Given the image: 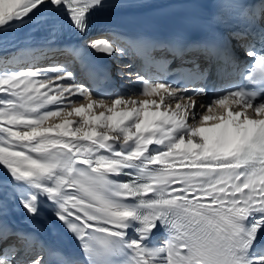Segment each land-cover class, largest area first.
Wrapping results in <instances>:
<instances>
[{"label":"snow or ice","instance_id":"obj_1","mask_svg":"<svg viewBox=\"0 0 264 264\" xmlns=\"http://www.w3.org/2000/svg\"><path fill=\"white\" fill-rule=\"evenodd\" d=\"M215 2L217 24L234 13L245 25L236 38L256 29L262 46H244L252 62L241 77L258 89L233 85L199 101L205 87L189 93L137 75L132 96L106 103L66 65L11 70L0 60V167L29 214H40L42 196L52 202L80 249L67 254L41 243L36 251L37 243L22 237L31 255L20 259L15 245L0 248V264H264V0ZM104 5L0 0V35L36 23L49 25L55 38L63 17L84 36ZM87 47L123 53L106 38ZM189 50L177 47L181 56ZM217 51L203 47L209 60ZM224 59L235 69L234 57ZM209 77L198 64L185 74L189 83ZM53 118L61 122L45 126ZM158 231L163 242L153 240ZM8 236L0 220V241Z\"/></svg>","mask_w":264,"mask_h":264},{"label":"bare ground","instance_id":"obj_2","mask_svg":"<svg viewBox=\"0 0 264 264\" xmlns=\"http://www.w3.org/2000/svg\"><path fill=\"white\" fill-rule=\"evenodd\" d=\"M193 1L194 0H110L109 2H105V5L102 9H99L92 14L88 33L84 36L75 31L63 17L59 18L63 20V28L60 32H58L55 38H52L49 35V25L26 23V25L20 28L18 31L0 35V56L11 57V55L13 56L14 53H10V51L18 48L20 49V51L16 53V55L18 53L20 54L19 58H17L18 61L22 59L29 60L31 59V56L37 48L39 50H42L49 47L63 48V46L65 47L71 45L83 46L88 51L95 53L97 51L87 47V44L85 42V38L95 32L103 35L102 38L108 39L109 41L113 42L114 46L117 47L116 42L119 39V34L117 31L119 29H130L134 27L138 28L142 25L155 27L159 25V23H161V18L163 17L161 16V18H158L157 16L153 15H157L159 12L173 7L175 4L190 3ZM178 10L174 13H169L165 18L171 22H177L176 20L178 16ZM50 23L51 21L49 22V24ZM49 37L51 39H49ZM18 41L23 42L20 45L13 46ZM85 54H88V52H86ZM100 54L102 55V58L110 56L106 53ZM116 57H119L118 61L114 62L120 65V68L122 66L125 69L128 65L131 64V62L129 61H126V63H122L125 58L121 56L116 55ZM66 60L67 59L65 58L59 59L58 61H55L50 65H40V68L47 69L48 67L50 68L54 65H65ZM18 61L17 63L7 65V67L11 70H27L29 66L18 64ZM236 61L237 63H240L239 59H237ZM66 66H70L74 69L73 72L75 73L76 77V64H74L73 62H68ZM83 79L84 78L82 77V80ZM152 79L160 82L158 78ZM75 80L76 83L79 84V81L81 79L78 78ZM125 82L126 81H122V85L117 86L110 94L98 98H103L105 99L106 103H110L111 99L116 98L117 95L124 96L125 98L132 96V93L138 90V83L128 85ZM80 83L84 86L85 89L88 90L87 85L83 81H80ZM3 95L5 94L0 93V96ZM132 98L143 99L144 97L139 96ZM80 102L87 103V101H78L76 106H79ZM101 110L102 109L96 108L94 109V112L98 113ZM71 119L79 120L80 118L73 116L71 117ZM60 122V119L53 118L47 121L45 126H50ZM19 200L20 198L18 193L14 191L12 178L3 169V167H0V220L7 224L9 230L14 228V226L19 227V229L26 227V229H24L26 232V236H22L23 238H30L34 240L37 245L42 243L46 247L59 249L67 254L80 255L79 242L63 227L62 223L55 218L53 211L54 206L52 202L48 201L45 197L42 196L40 204V214L33 216L21 206ZM155 235L156 234H154V236ZM22 237L18 245L17 243L14 244L22 250L19 257L20 259H24L22 255L26 251V244L28 242L27 239H22ZM158 240H160V242H163L164 237H159ZM6 241H0V243L5 242L4 244H8L6 243ZM7 246L9 245H6V247ZM30 252L31 251L28 250L24 255H29Z\"/></svg>","mask_w":264,"mask_h":264},{"label":"rangeland","instance_id":"obj_3","mask_svg":"<svg viewBox=\"0 0 264 264\" xmlns=\"http://www.w3.org/2000/svg\"><path fill=\"white\" fill-rule=\"evenodd\" d=\"M102 36L103 35H101L100 33H98V32H95V33H93V34H90V35H88L86 38H85V42H86V44H87V42L88 41H92V40H96V39H98V38H102ZM17 53V52H16ZM16 53H14L13 54V56L11 55V57L10 56H0V60H2L3 62H4V64L5 65H11V64H13L14 63V56H16ZM37 53H40V55H42L43 57H40V56H38L37 57V55H35V53H34V56L32 55L31 56V59H29V61L28 60H25L24 59V62L25 63H21L22 62V60H19L18 61V59H17V61H18V64L20 63V64H23V66H29V67H33V68H36V69H42V68H40V65H45V64H47V65H50V64H52L53 62H55V61H58L59 60V58H61V57H59L58 56V54H57V56H49V53H45V51H39V52H37ZM19 54V53H18ZM54 55H56V54H54ZM36 58V59H35ZM37 58H39V59H37ZM35 59V60H34ZM31 60H32V62L33 63H31ZM9 61H11V63H9ZM128 62V61H127ZM122 63H126V60H124V61H122ZM117 67H115V70H116V72H117V75H122V71H127L126 69H124L122 66H121V68H120V65H116ZM47 68V67H46ZM49 68V67H48ZM47 68V69H48ZM45 69V68H44ZM42 75H44V74H42ZM120 79H121V77H120ZM121 80H123V81H126L125 83L126 84H128V85H131V84H133L132 83V81H130L129 79H121ZM82 82V81H81ZM79 85H81V86H83L81 83H80V81H79ZM84 87V86H83ZM1 176H4V175H1ZM7 176V175H6ZM10 176V175H9ZM154 241H156L155 239H153ZM160 241V240H159ZM18 243L19 242H17V245H18ZM11 245H13V244H11ZM11 245H9V246H11ZM17 245H15L16 247H17ZM6 246H4V247H2V248H5ZM8 247V246H7ZM40 249H39V247H38V245H37V248H36V251H39ZM31 255V252H30V254L28 255H26L27 257H29ZM25 256V255H24ZM24 256H22L24 259L25 258H27L26 256L24 257Z\"/></svg>","mask_w":264,"mask_h":264}]
</instances>
